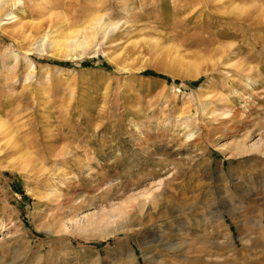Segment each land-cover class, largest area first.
Segmentation results:
<instances>
[{"label": "rangeland", "instance_id": "obj_1", "mask_svg": "<svg viewBox=\"0 0 264 264\" xmlns=\"http://www.w3.org/2000/svg\"><path fill=\"white\" fill-rule=\"evenodd\" d=\"M20 1L0 264H264V0Z\"/></svg>", "mask_w": 264, "mask_h": 264}, {"label": "bare ground", "instance_id": "obj_2", "mask_svg": "<svg viewBox=\"0 0 264 264\" xmlns=\"http://www.w3.org/2000/svg\"><path fill=\"white\" fill-rule=\"evenodd\" d=\"M21 1L20 0H0V19L3 17H5V19L7 21H10L11 25L13 24L14 28L15 29H18L21 25V22L20 20L18 19L17 16H15L12 11L15 9L16 5L19 4ZM264 23V22H263ZM9 24V25H10ZM98 26H100V28L102 29V26L100 23H98ZM111 27V26H110ZM98 28V27H97ZM19 31V30H18ZM18 31L14 30L13 32H11V35L14 36V34L18 33ZM8 35V34H7ZM55 43V41H53V44ZM223 53V51H222ZM224 55L226 54V52L223 53ZM222 54V55H223ZM2 129H4V131H2ZM0 135L1 134H5V136L7 137H11L13 135V131L10 129V127H8L7 124L3 123L0 121ZM11 140V139H10ZM9 140V141H10ZM8 144V143H7ZM7 146V145H6ZM4 147V146H3ZM27 147V146H26ZM261 148H262V144L261 142L260 143H256V144H253L251 145L250 147H248V149L251 151L250 153L252 152H261ZM2 149V148H0ZM8 152V151H7ZM10 152V151H9ZM249 153V152H248ZM27 168V167H26ZM73 186V185H72ZM146 196V195H144ZM133 200V198H132ZM129 201V200H128ZM127 202V201H126ZM127 204V203H126ZM120 206V205H119ZM118 206V207H119ZM133 207V206H132ZM113 209V208H112ZM114 210V209H113ZM114 212V211H112ZM115 212H117V214L120 216V209L117 208L115 210ZM111 215H113L114 213H111L109 212ZM109 213L105 216V215H102L99 216L97 213H95V215L91 216L90 218H86L84 222L81 223L80 220L78 219H74L71 221L72 223V227H64V231L65 232H80V233H87L88 231L90 230H93L94 231L96 230L97 226H102V224H107L108 222L110 223V219L112 220V217L113 216H110ZM116 214V215H117ZM228 215L232 216L233 215V212H227ZM115 216V215H114ZM122 216V215H121ZM116 217V216H115ZM118 217V216H117ZM232 218V217H231ZM119 219V217H118ZM114 220V219H113ZM108 223V224H109ZM114 223V221H113ZM110 225V224H109ZM100 226V228H101ZM108 226V225H107ZM218 246V244H216ZM218 249V248H217Z\"/></svg>", "mask_w": 264, "mask_h": 264}]
</instances>
